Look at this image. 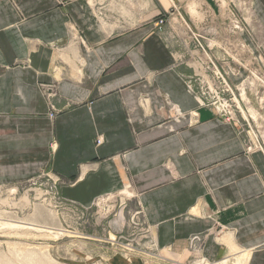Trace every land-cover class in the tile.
Returning a JSON list of instances; mask_svg holds the SVG:
<instances>
[{
  "label": "crops",
  "instance_id": "crops-1",
  "mask_svg": "<svg viewBox=\"0 0 264 264\" xmlns=\"http://www.w3.org/2000/svg\"><path fill=\"white\" fill-rule=\"evenodd\" d=\"M245 3L264 32V0H229ZM223 4L0 0V186L59 178L57 194L81 208L127 190L152 233L151 263L179 264L191 237L206 235L210 263L233 245L249 251L246 264H264V109L252 121L262 147L247 150L239 125L199 105L187 86L198 68L168 39L179 15L192 24Z\"/></svg>",
  "mask_w": 264,
  "mask_h": 264
},
{
  "label": "rangeland",
  "instance_id": "rangeland-1",
  "mask_svg": "<svg viewBox=\"0 0 264 264\" xmlns=\"http://www.w3.org/2000/svg\"><path fill=\"white\" fill-rule=\"evenodd\" d=\"M223 6L216 12L207 8L210 13L204 9L195 14L189 5L188 11L198 16L187 13L193 18L191 24L184 14L179 15V26L169 28L168 39L172 38L181 48L179 54L185 61L188 49L196 51L204 47L219 66L229 65L233 69L241 63L253 70L262 65L260 74L264 76V32L254 21L251 7L245 3L242 9L233 8L229 0ZM231 13L237 15L239 29L246 38H238L233 32L236 29L228 18ZM172 14L173 11L168 13V23ZM203 63L198 62L202 66ZM226 73L236 97L241 98L239 106L243 113L264 109V104L260 105L264 101L263 89L248 81L252 72L226 70ZM245 79L242 89L240 84ZM235 111L238 114L239 110ZM49 186L45 176L33 182L0 186V264H113L115 257L131 262L136 255L144 257L143 264H153L151 258L158 253L152 233L130 191L105 195L90 207L81 208L65 202L56 188L51 191ZM205 238L202 235L198 242L192 243L178 263L246 264L249 251L233 245L224 259L210 263L201 255Z\"/></svg>",
  "mask_w": 264,
  "mask_h": 264
},
{
  "label": "built area",
  "instance_id": "built-area-1",
  "mask_svg": "<svg viewBox=\"0 0 264 264\" xmlns=\"http://www.w3.org/2000/svg\"><path fill=\"white\" fill-rule=\"evenodd\" d=\"M60 3H64L66 0H58ZM168 16H161L156 21L155 24L158 30L162 29V26L168 22ZM233 23L234 29H239V19L236 14L231 13V20ZM200 52H202L200 54ZM188 56L192 63H194L198 71L193 73L187 79L188 89L193 91L198 99L199 105L203 107H208L215 111V113L224 117L225 119L234 122L239 125V129L241 132L247 133L248 144L246 149L249 150L253 146L262 147L258 136L254 132V126L252 125L253 118L258 113L255 111L244 112L241 110L239 106L240 100L236 97L235 92L232 86L228 83L227 73L223 66H219L210 56V53L204 47H201V50L191 51L187 50ZM199 61H203V66L198 64ZM241 65L244 70H248L252 72V77L248 80L251 84H254L255 87H261L263 89V94L261 99L264 97V76L261 75L262 68L258 65V69L255 67L253 70L246 69L245 65L238 63ZM246 81V79L240 84L242 86ZM41 87L43 88V92L50 99L53 95V88L51 84L42 83ZM243 89V86H242ZM258 91V90H257ZM243 92V90H241ZM240 96V95H239ZM260 99V101H261ZM264 102V101H263ZM51 108L54 109V103L51 101ZM235 108L239 110L238 114L235 111ZM56 111H51L50 115H55ZM102 141L101 137L97 138V143ZM59 181V178L51 179L52 184H50L49 189L54 190L56 188V182ZM201 235H194L191 237L190 245L195 244L200 240Z\"/></svg>",
  "mask_w": 264,
  "mask_h": 264
}]
</instances>
